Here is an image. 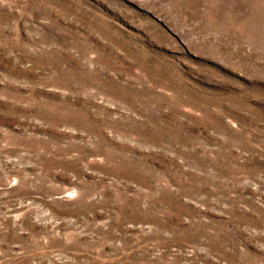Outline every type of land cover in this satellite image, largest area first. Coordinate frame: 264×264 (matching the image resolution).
I'll list each match as a JSON object with an SVG mask.
<instances>
[{
	"label": "rangeland",
	"instance_id": "374dc122",
	"mask_svg": "<svg viewBox=\"0 0 264 264\" xmlns=\"http://www.w3.org/2000/svg\"><path fill=\"white\" fill-rule=\"evenodd\" d=\"M0 264H264V0H0Z\"/></svg>",
	"mask_w": 264,
	"mask_h": 264
}]
</instances>
